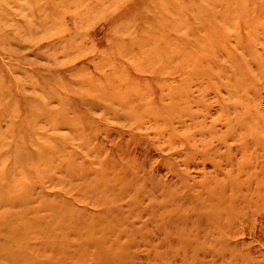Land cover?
I'll use <instances>...</instances> for the list:
<instances>
[{
  "label": "rangeland",
  "instance_id": "374dc122",
  "mask_svg": "<svg viewBox=\"0 0 264 264\" xmlns=\"http://www.w3.org/2000/svg\"><path fill=\"white\" fill-rule=\"evenodd\" d=\"M263 154L264 0H0V264H264Z\"/></svg>",
  "mask_w": 264,
  "mask_h": 264
},
{
  "label": "bare ground",
  "instance_id": "6f19581e",
  "mask_svg": "<svg viewBox=\"0 0 264 264\" xmlns=\"http://www.w3.org/2000/svg\"><path fill=\"white\" fill-rule=\"evenodd\" d=\"M52 1V0H51ZM57 1V0H56ZM7 2V1H6ZM30 2V1H29ZM36 2V1H35ZM55 2V1H54ZM38 3V2H37ZM14 4H12V6H13ZM17 5V4H16ZM36 6V5H35ZM8 7V6H7ZM15 7V6H14ZM37 7H38V4H37ZM8 8H12L11 6L10 7H8ZM16 9V8H15ZM14 9V10H15ZM36 10H38V9H36ZM20 11V10H19ZM23 11V10H22ZM21 14V13H20ZM8 15V14H7ZM16 16H17V14H16ZM45 18V17H44ZM16 19V18H15ZM7 20H8V18H7ZM36 20H37V18H36ZM11 21H13V20H11ZM2 22V21H1ZM31 22V21H30ZM33 23V22H32ZM29 24V23H28ZM31 26V25H30ZM27 27V26H26ZM31 28H33L32 26H31ZM35 28H36V26H35ZM35 30V29H34ZM64 31V30H63ZM55 33V32H54ZM19 34V33H18ZM18 34H16V36L18 35ZM52 34V33H51ZM29 36V35H28ZM33 36V35H32ZM51 36V35H50ZM30 38V37H29ZM32 38V37H31ZM83 77V76H82ZM84 81V80H83ZM81 83H82V81H81ZM180 123V122H179ZM153 125H154V123H153ZM200 125V124H199ZM214 125H216V123L214 124ZM56 126V125H55ZM198 129V128H197ZM186 130V129H185ZM196 130V129H195ZM163 131V130H162ZM171 132V131H170ZM190 129H188V131H187V136L186 137H188L189 136V134H190ZM194 132H196V131H192V133L190 134V135H192ZM164 138V137H163ZM173 138V137H172ZM174 138H175V136H174ZM172 140V139H171ZM192 140H193V142H192V144L190 143V145H193V143L195 142L194 141V138L192 137ZM203 140V139H202ZM214 140H220V141H222V142H226V140H227V138L226 137H216V136H210V140L209 141H207L206 140V142H207V144H206V142L205 141H203L202 142V145L203 146H205V148H207V146L209 145V144H212V142L214 141ZM262 141H263V139H262ZM189 143V142H188ZM240 144H243V142H241ZM246 146V145H245ZM206 150V149H205ZM260 150V149H259ZM255 151V150H254ZM219 153V152H218ZM246 153V152H245ZM258 155V154H257ZM264 155V154H263ZM213 156H215V155H213ZM212 156V157H213ZM211 158V157H210ZM216 158V157H215ZM248 158V157H247ZM192 159H194V158H192ZM194 160H196V159H194ZM215 161V160H214ZM216 161H217V159H216ZM251 162V161H250ZM252 162H254L253 160H252ZM131 163V162H130ZM201 163V162H200ZM204 163V162H203ZM248 164V163H247ZM250 164V163H249ZM254 164V163H253ZM212 165H213V167L210 169V170H205L204 171V177H203V179H202V188L204 189V194H205V199H204V206H205V204H206V206H205V209H208V208H210L211 206H213V212H212V214H211V217H212V223H214V225H215V228H217V229H223V228H225V226H223V224L225 223V220H224V213H226V215H227V217H226V219L227 220H229L230 222H233V228H229V229H223V231L225 232V233H227V234H229L231 237H236V236H238L237 237V239H244L245 237H253V234H254V229H255V226H256V224H258L259 226H260V228H259V230H260V232H261V230H263L264 231V219H263V217H264V212H263V214L261 215H258L257 213V211H261V207H263V209H264V202H262L261 201V203H259L258 202V198L256 197V196H254L253 195V193L251 192L250 194H249V201H248V204H246V203H240V202H236V200H237V198H235L234 197V202H232V199H227V197L228 196H232L231 195V193L229 192L228 193V191L227 190H225L224 188H222V185L221 184H224L225 182L223 181V180H221L220 181V179L218 178V176L221 174V168H220V162L217 164V165H215V164H213L212 163ZM200 166V165H199ZM250 166V165H249ZM251 167V166H250ZM254 167V166H253ZM195 168V167H194ZM200 172V171H199ZM261 172V171H260ZM225 175V174H224ZM242 175V174H241ZM221 176V175H220ZM252 176V175H251ZM252 178V177H251ZM258 178V177H257ZM95 184V183H94ZM218 187H220V190H219V188ZM222 199H225V201H226V203L229 205V207H233V209L231 210V212H230V214H228L227 213V211L226 212H221V210H220V208H219V204H218V202L220 201V200H222ZM207 201V202H206ZM231 204H236V206L235 205H231ZM78 210V209H77ZM77 210H75L76 212H78ZM165 210V209H164ZM209 210V209H208ZM73 212V211H72ZM71 212V213H72ZM79 213V212H78ZM85 213V215L87 216V213L86 212H84ZM165 213V212H164ZM73 214V213H72ZM71 215V214H70ZM89 215V214H88ZM91 215V214H90ZM63 216V215H62ZM62 216H57V217H59V218H61ZM67 216V215H66ZM85 216V217H86ZM71 217V216H70ZM72 217L74 218V216L72 215ZM64 218H66V217H64ZM86 218H88V217H86ZM89 218H90V216H89ZM40 219V218H39ZM62 219H63V217H62ZM76 219V218H75ZM204 219V218H203ZM80 220V219H79ZM60 222H61V219L59 220ZM64 221V220H63ZM68 221V220H67ZM67 221H64V222H67ZM73 221V220H72ZM71 221V222H72ZM59 222V223H60ZM71 222H69V223H71ZM62 223V222H61ZM68 223V224H69ZM73 223V222H72ZM210 223V222H209ZM78 224H80L79 222H78ZM77 224V225H78ZM203 224V223H202ZM67 225V224H66ZM71 226H72V224H70ZM70 225H67L68 227L70 226ZM81 225H83L82 223L80 224V226ZM70 226V227H71ZM53 227V226H52ZM73 227V226H72ZM71 227V228H72ZM78 227V226H77ZM85 227V226H84ZM87 227V226H86ZM90 227V226H89ZM82 228V227H81ZM78 229V228H77ZM76 229V230H77ZM83 229V228H82ZM91 229V228H90ZM198 229V228H197ZM78 230H80V229H78ZM87 230V229H86ZM100 230V229H99ZM110 230V229H109ZM115 230V229H114ZM84 231V230H83ZM90 231H92V230H90ZM94 231V230H93ZM258 231V230H257ZM86 232V231H85ZM49 233V232H48ZM57 234H59V232H56ZM77 233H79V231H77ZM81 233V232H80ZM88 233V232H87ZM199 233V232H198ZM214 233H217L218 234V232L217 231H215ZM52 234V232L50 233V235ZM54 235V234H53ZM76 235V234H75ZM105 235V234H104ZM262 235H264V234H262ZM55 236V235H54ZM58 236H60V235H58ZM77 236H75V238H76ZM113 237V236H112ZM210 236H208V238H209ZM52 238V237H51ZM80 237H78V239H79ZM83 238V237H82ZM105 238V237H104ZM166 238V237H165ZM202 238V237H201ZM262 238V237H261ZM101 239H103V238H101ZM107 239V238H106ZM117 239V238H116ZM161 239V238H160ZM167 239V238H166ZM264 239V238H263ZM97 240V239H96ZM108 241H110L109 240V238L107 239ZM131 240H133V239H131ZM219 239H218V236L217 237H215V241H218ZM241 240V241H242ZM55 241H57V240H55ZM113 241V240H112ZM120 241V240H119ZM141 241V240H140ZM162 241V240H161ZM211 241V240H210ZM247 241V240H246ZM121 242V241H120ZM136 242V241H135ZM233 242V241H232ZM51 243V242H50ZM55 243V242H54ZM53 243V244H54ZM102 243V242H101ZM112 243V246H113V242H111ZM122 243V242H121ZM131 243V242H130ZM132 243H134V242H132ZM240 243V242H239ZM116 244V243H115ZM126 244V243H125ZM161 244H162V242H161ZM165 244V243H164ZM206 244V243H205ZM208 244V243H207ZM206 244V245H207ZM101 245V244H100ZM106 245H109V242H108V244H106ZM127 245V244H126ZM139 245V244H138ZM163 245V244H162ZM215 245V244H214ZM63 246V245H62ZM111 246V247H112ZM116 247L118 246V245H115ZM121 246V245H120ZM204 246V249H206V247H205V245H203ZM209 246V245H208ZM124 247H125V245H124ZM127 247V246H126ZM129 247V246H128ZM196 247H198L197 245H196ZM51 248V247H50ZM109 248V247H108ZM120 248V247H119ZM221 248V247H220ZM252 248V247H251ZM59 249V248H58ZM63 249V248H62ZM62 249H61V251H62ZM86 249V248H85ZM111 249V248H110ZM124 248H122V250H123ZM192 249V248H191ZM197 249V248H196ZM202 249V248H201ZM254 249V248H253ZM67 250H70V249H67ZM78 250V249H77ZM193 250V249H192ZM203 250V249H202ZM201 250V251H202ZM60 251V252H61ZM76 251V250H75ZM96 251V250H95ZM194 251V250H193ZM196 251V250H195ZM198 251V250H197ZM57 252V251H56ZM55 252V253H56ZM106 252V251H105ZM104 252V253H105ZM116 252V251H115ZM203 252V251H202ZM211 252V251H210ZM209 252V253H210ZM242 252V251H241ZM249 252V251H248ZM253 252V251H252ZM59 253V252H58ZM69 253H71V250H70V252ZM72 253H74L73 251H72ZM100 253V252H99ZM204 253H205V251H204ZM208 253V255H210ZM83 254V253H82ZM118 254V253H117ZM116 254V255H117ZM197 254H199V252L197 253ZM196 254V255H197ZM201 254H203V253H201ZM207 253H205V255H206ZM212 254V253H211ZM225 254V253H224ZM254 254V253H253ZM68 255V254H67ZM84 255V254H83ZM122 255H123V252H122ZM213 255V254H212ZM227 255V254H226ZM251 255V254H250ZM95 256V255H94ZM118 256V255H117ZM125 256V255H124ZM197 256H199V255H197ZM197 256H196V259H197ZM202 256V255H201ZM216 256V255H215ZM55 257V256H54ZM56 257H57V255H56ZM85 257V256H84ZM91 257V256H90ZM110 257V256H109ZM205 257H207V256H205ZM211 257H214V256H211ZM211 257L209 256L208 258H210V260H214V263L216 264L217 263V261H216V259H215V257L213 258V259H211ZM94 258V257H93ZM98 258V257H97ZM101 258V257H100ZM103 258H105V261H106V257H103ZM129 258H130V256H129ZM198 258H200V256L198 257ZM208 258L206 259L207 261H208ZM240 258V257H239ZM239 258H237V260L239 259ZM84 259V258H83ZM96 259V258H95ZM114 259V258H113ZM201 259H205L204 258V256L201 258ZM222 259H223V257H222ZM199 260V259H198ZM206 260H204V261H206ZM209 260V261H210ZM101 261V260H100ZM128 261V260H127ZM200 261V260H199ZM203 261V260H202ZM209 261H208V264H209ZM216 261V262H215ZM223 261V260H222ZM92 262V261H91ZM117 262V261H116ZM116 262H115V264H116ZM122 262V261H121ZM219 262V261H218ZM259 262V261H258ZM120 262H118V264H119ZM201 263H203V262H201ZM207 264V262H204V264ZM239 263V262H238ZM80 264V263H79ZM109 264V263H108ZM112 264V263H111ZM126 264V263H125ZM212 264V263H211ZM222 264V263H221Z\"/></svg>",
  "mask_w": 264,
  "mask_h": 264
}]
</instances>
